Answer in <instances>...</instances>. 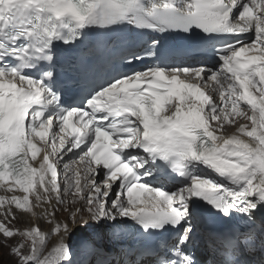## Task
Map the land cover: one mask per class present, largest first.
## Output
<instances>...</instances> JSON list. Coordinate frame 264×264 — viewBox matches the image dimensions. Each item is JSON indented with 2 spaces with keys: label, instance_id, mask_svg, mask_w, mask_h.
<instances>
[{
  "label": "snow or ice",
  "instance_id": "snow-or-ice-1",
  "mask_svg": "<svg viewBox=\"0 0 264 264\" xmlns=\"http://www.w3.org/2000/svg\"><path fill=\"white\" fill-rule=\"evenodd\" d=\"M66 21L73 25L71 40L77 37L74 29L126 21L160 31L198 28L206 34H231L234 42L219 49V69H146L101 86L85 110L60 109L47 119L34 106L46 108L58 97L42 80L0 67V187L11 192L0 196V264H71L68 238L77 227L99 228L102 220L118 217L131 218L145 230L175 227L186 220L192 198L225 216L236 209L247 215L246 230L236 227L224 241L212 232L205 239L214 250L223 243L221 255L231 264H264V0H0V40L14 45L21 37L35 38L34 53L42 54L60 38ZM250 31L255 38L243 41L240 34ZM8 54L24 61L20 68L30 58L28 47L0 42V60ZM37 58L52 60L50 55ZM53 76L52 70L44 73L47 79ZM236 118L249 123L223 135L225 125ZM74 149L81 154L61 165ZM130 150L170 163L182 177L189 175V164L201 163L226 177L229 186L191 176L175 192L149 187L139 174L145 157ZM101 168L105 176L98 183ZM69 197L79 206L61 220L57 205L67 211ZM258 204L260 219L252 211ZM42 222L50 227L42 230ZM181 226L173 253L179 260L151 251H129L117 260L87 239L84 246L96 255L95 264H133L132 256L134 264H144L147 257L153 258L151 264H195L181 251L191 241L193 225ZM95 238H101L98 232Z\"/></svg>",
  "mask_w": 264,
  "mask_h": 264
},
{
  "label": "bare ground",
  "instance_id": "bare-ground-1",
  "mask_svg": "<svg viewBox=\"0 0 264 264\" xmlns=\"http://www.w3.org/2000/svg\"><path fill=\"white\" fill-rule=\"evenodd\" d=\"M188 58H189V56H187V60H188ZM242 106H244V107H247L246 105H242ZM240 121L241 123H247V120L246 119H244V118H236V123H234V124H226L225 125V129L224 130H222V134L223 135H225V136H227V135H231V134H234L235 133V129H236V127H237V125H238V123H237V121ZM240 123V124H241ZM213 126H215L214 124H213ZM221 133H218V135H220ZM242 138H244V139H247V137H242ZM39 159V158H38ZM194 166L196 165V166H198V168H196V169H194L195 171H201L200 170V165H201V163H192ZM33 166H38V163L37 162H33ZM201 166H204L203 164L201 165ZM204 167H206V166H204ZM205 171H208V173L210 174V175H212L213 177H214V179H220L221 177L219 176V175H217L218 177H216V176H214L213 175V173H215L214 171H212L211 169H209L208 168V170H205ZM209 174H207V175H209ZM216 174V173H215ZM224 179H225V183L227 184V186H229V181H228V179L226 178V177H224ZM62 181H63V178H62ZM61 181V182H62ZM5 195H11V192H6L5 191V189L3 188V187H0V196H5ZM82 203V202H81ZM53 204H55V201L53 200ZM57 207H58V205H57ZM259 209H261V206H260V204H258V206H257V209L256 210H254L255 212H257V213H259L260 214V212H259ZM58 210V215L60 216V217H66L64 214H62L61 213V211L59 210V209H57ZM62 220V219H61ZM41 227H42V230L43 229H48L50 226L47 224V223H43L42 222V224H41ZM77 229V228H76ZM76 229H74L73 230V232L71 233V235H70V237L68 238V247H69V249L72 251V261H71V264H95V260L94 261H91V260H88V259H86V257L83 259V260H81V258L83 257V253L81 252L83 249H87L88 247H86V246H84V243L83 242H81V237H82V239L84 238L85 240L87 239V240H91V238L90 237H86V236H88V235H90L89 234V232H91L92 230L90 229V227L88 226V229L87 228H84V229H82V227H80V229H82V233L80 234V236L77 238L75 235H74V232H75V230ZM98 229V228H97ZM97 229H95V231L97 230ZM85 231V232H84ZM89 231V232H88ZM86 237V238H85ZM50 238V237H49ZM73 239H75V240H73ZM55 241V237L54 236H52V238H50V242H54ZM92 241V240H91ZM91 241H89V243L91 244ZM48 242V241H47ZM87 254L86 255H89L90 253H91V250H89V251H87L86 252ZM93 256H94V254L92 253V255H91V258H93ZM62 264H68V262L67 261H64V262H62Z\"/></svg>",
  "mask_w": 264,
  "mask_h": 264
},
{
  "label": "rangeland",
  "instance_id": "rangeland-1",
  "mask_svg": "<svg viewBox=\"0 0 264 264\" xmlns=\"http://www.w3.org/2000/svg\"><path fill=\"white\" fill-rule=\"evenodd\" d=\"M237 123L238 124H240L241 122L238 120L237 121ZM247 123H249L248 121H247ZM241 124H243V123H241ZM61 183H63V182H61ZM62 188H63V186H61ZM71 197H69V205H68V210L67 211H65L63 208H62V206H59L58 205V207H57V209H59L60 211H61V213L62 214H64L66 217L69 215V212L71 211V210H73L74 209V207H78L79 206V204H77V205H72L71 204ZM60 217V216H59ZM65 217H60V219H64ZM80 227H82V229H84V228H87L88 229V225L86 224V225H83V226H79V227H77V229L75 230V232H74V235L78 238L79 236H80V234L82 233V229H80ZM85 232V231H84ZM89 232V231H88ZM50 238H52V237H50ZM50 238L48 239V242H47V244H48V246L50 247L51 246V244H52V242H50ZM81 239V242H85V239L83 238L82 239V237L80 238ZM73 240H75V239H73ZM89 241H91V240H87V242L89 243Z\"/></svg>",
  "mask_w": 264,
  "mask_h": 264
}]
</instances>
